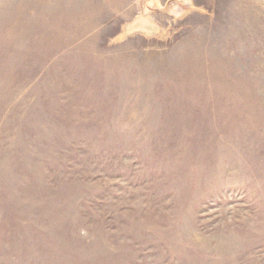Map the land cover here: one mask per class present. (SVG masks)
I'll return each mask as SVG.
<instances>
[{
	"label": "rangeland",
	"instance_id": "rangeland-1",
	"mask_svg": "<svg viewBox=\"0 0 264 264\" xmlns=\"http://www.w3.org/2000/svg\"><path fill=\"white\" fill-rule=\"evenodd\" d=\"M0 264H264V0H0Z\"/></svg>",
	"mask_w": 264,
	"mask_h": 264
}]
</instances>
